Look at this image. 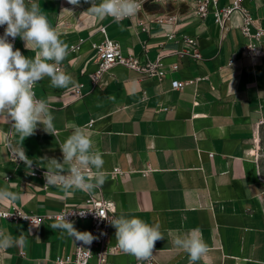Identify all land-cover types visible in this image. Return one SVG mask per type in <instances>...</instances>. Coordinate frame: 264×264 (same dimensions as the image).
<instances>
[{"label": "crops", "instance_id": "obj_1", "mask_svg": "<svg viewBox=\"0 0 264 264\" xmlns=\"http://www.w3.org/2000/svg\"><path fill=\"white\" fill-rule=\"evenodd\" d=\"M226 1L233 0L219 4ZM36 2L69 46L60 67L76 84L52 88L45 77L35 85L36 97L50 103L56 132L48 134L41 125L25 138L22 146L33 160L31 169L12 157L11 151H18L22 142L11 122L0 119V187L22 196L0 208L15 205L48 215L85 202L88 193L76 190L67 195L59 187L46 186L42 174H28L46 169L42 157L62 162L59 146L73 125L81 126L92 133L95 148L104 154L106 182L92 195L112 201L116 217L137 216L161 225L164 239L155 243L154 264H189L188 254L171 241L177 233L194 228L209 249L199 264H264V179L255 149L264 123V34L254 36L257 27L264 28V4L243 0L257 26L247 37L241 33L238 13L221 27L213 12L204 17L196 13V0L147 4L120 24L111 17L100 20L90 15L86 11L91 3L85 0L79 6L68 0ZM167 14H175L177 21L157 20ZM184 35L196 37L200 57L180 52L186 48ZM106 36L119 42L124 56L142 64L159 57L165 75L140 77L138 70L117 64L105 73L104 85L94 87L93 44ZM78 43L80 48L72 50ZM248 44L254 45L253 52ZM15 49L35 56L19 37ZM190 79L194 81L181 89L172 87L173 80ZM80 83L82 93L76 94ZM114 169L121 172L113 174ZM57 222L54 217H44L39 224L0 217V229L14 239L26 238L0 251V264H54L57 255L71 254L76 242L51 227ZM72 222L81 232L91 225L89 219ZM115 231L111 226L112 243ZM134 259L113 253L105 264H134Z\"/></svg>", "mask_w": 264, "mask_h": 264}, {"label": "clouds", "instance_id": "obj_2", "mask_svg": "<svg viewBox=\"0 0 264 264\" xmlns=\"http://www.w3.org/2000/svg\"><path fill=\"white\" fill-rule=\"evenodd\" d=\"M85 2L91 3L86 11L90 15L100 20L111 17L117 24L135 16L142 8L141 0H100L98 4L96 0ZM68 3L79 6L80 0H68ZM0 27H4L3 35H0V119L11 122V130L22 142L20 149L14 153V159L24 162L31 169L33 160L27 157L22 146L25 138L34 135L41 125L48 134L54 136L56 132L50 103L46 99H37L34 87L45 77L49 78L52 88L75 86L73 76L60 67L70 49L41 12L36 0H0ZM17 37L24 42L25 49L35 52L34 58L14 48L13 41ZM59 147L62 162L46 156L40 158L42 163L47 162L44 172L46 186L59 187L67 195L76 190L92 195L95 189L103 187L106 182L104 154L95 148L92 133L87 128L73 125L71 134ZM65 165L68 167L65 168ZM19 199H22L20 193L0 187V204ZM69 214L73 213L59 217L51 227L66 233L75 242L90 245L96 237L88 231H78L74 222L66 219ZM85 214L79 212L81 217ZM96 215L109 221L116 230L117 246L123 253L134 256L138 264H146L153 255L155 243L164 239L158 223L149 224L137 216L124 214L111 219L103 214ZM25 239L23 235L19 240L14 239L0 229V251L22 244ZM171 242L188 254L189 264H199L209 250L199 229L195 228L177 233Z\"/></svg>", "mask_w": 264, "mask_h": 264}, {"label": "built area", "instance_id": "obj_3", "mask_svg": "<svg viewBox=\"0 0 264 264\" xmlns=\"http://www.w3.org/2000/svg\"><path fill=\"white\" fill-rule=\"evenodd\" d=\"M165 1L166 0H141V10L147 4H159L164 3ZM259 1L264 4V0ZM219 3L220 0H196V13L199 16L204 17L209 12H213L216 21L221 27H225L232 14L238 13L242 19V23L240 25L241 33L247 37L252 36L251 27L257 26L255 24V18L253 17L250 9L243 3V0H233L231 2L226 1L223 5H220ZM157 20L159 22L175 23L177 21V16L175 14L161 15L157 17ZM101 31L105 32V28L101 27ZM3 32L4 27H0V35H3ZM262 34H264V28L257 27V31L254 36L259 37ZM173 35V33L169 34L170 37ZM9 40H11L10 37ZM183 40L186 48L180 51L182 54H188L194 57L201 56L197 48V40L195 36L184 35ZM16 42L17 38L13 41L14 48L16 46ZM93 45L96 49L97 66L96 69L90 73V79L94 87H102L104 85L105 73H108L112 67L117 64L138 70L140 72V77L155 75L158 79H161L166 73L163 67V62L159 57L153 62L142 64L138 59L132 56H124L121 52L119 42L115 39L108 38L106 36L102 41L94 43ZM71 48L72 50L79 49L80 43L72 45ZM248 49L249 52H253L255 49L254 45L248 44ZM173 67L176 68L177 65L173 64ZM192 81L194 80H173L172 87L181 89L185 84ZM82 86V83L78 84L74 88V92L76 94H81ZM15 152L16 151L13 150L11 151L13 158ZM45 171L46 169H39L33 170L32 173L34 175L42 174L44 176ZM118 172L121 171L119 169L113 170V174ZM79 212H86V214L85 216L81 217ZM67 213H73L66 216V219L69 221H74L79 218L89 219L91 225L88 229V232L92 233L96 239H94L90 245H84L82 242H76L74 251L69 255H57L54 259V264H105L110 254L122 252L117 246L116 242L112 243L110 241L109 237L111 232V224L109 221L96 215V213L103 214L109 219L115 216L114 203L104 197L98 198L93 195H88L82 205L69 207L55 214L48 215H38L33 212L24 211L15 205H12L6 209L0 208V217L4 218L5 216L11 215L6 219L12 222L26 221L32 224L41 223L44 220V217H54L58 219ZM21 216H24L27 219ZM154 260V256L152 255L146 264H154ZM134 264H138L136 258L134 259Z\"/></svg>", "mask_w": 264, "mask_h": 264}, {"label": "rangeland", "instance_id": "obj_4", "mask_svg": "<svg viewBox=\"0 0 264 264\" xmlns=\"http://www.w3.org/2000/svg\"><path fill=\"white\" fill-rule=\"evenodd\" d=\"M256 154L260 174L264 179V123L261 124L260 130L256 135Z\"/></svg>", "mask_w": 264, "mask_h": 264}]
</instances>
